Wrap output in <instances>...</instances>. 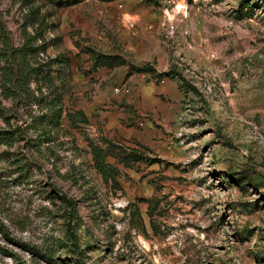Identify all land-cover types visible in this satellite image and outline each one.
Wrapping results in <instances>:
<instances>
[{
    "label": "rangeland",
    "instance_id": "374dc122",
    "mask_svg": "<svg viewBox=\"0 0 264 264\" xmlns=\"http://www.w3.org/2000/svg\"><path fill=\"white\" fill-rule=\"evenodd\" d=\"M1 28L0 264H264V0H0Z\"/></svg>",
    "mask_w": 264,
    "mask_h": 264
},
{
    "label": "trees",
    "instance_id": "16d2710c",
    "mask_svg": "<svg viewBox=\"0 0 264 264\" xmlns=\"http://www.w3.org/2000/svg\"><path fill=\"white\" fill-rule=\"evenodd\" d=\"M74 1H82V0H74ZM101 1H105V2H111V1H115V0H101ZM152 1V0H151ZM154 1V0H153ZM4 30L1 28L0 29V35L2 36ZM6 45V49L4 53H1L0 57L4 58L6 60H10V59H17L19 57H22V50H18L16 48H13V46H10L9 44H5ZM3 51V50H2ZM105 61L110 60V58L105 57L104 58ZM101 66H107V64H102ZM25 69V68H24ZM132 69L136 70L137 72H141V73H150V72H154L155 70L151 67V66H144V67H132ZM31 71H34V69H32ZM36 72H38L39 70H35ZM13 72V70H12ZM31 74H33V72H31ZM24 77H26L25 72H23V74L21 73L18 77H16V75H11V70L9 72V79L10 82L13 83H17V86H19L21 88L22 82L24 81ZM10 110L8 108H2V104L0 103V118H5V123L7 125V128H4L2 126H0V145H4L7 146L9 148H12L13 146H15L19 139L23 137V133L22 131H20L19 129H13L11 127L10 124V119H7V113ZM51 112L53 113V117L54 118H58L62 111L61 110H56V109H52ZM79 115L85 119V114L84 112H79ZM72 117V116H71ZM73 119L75 117H72ZM95 154L97 153V155L99 154L98 151L94 150ZM20 164V162H17V165ZM65 202L67 203V205L69 206V208H71V212L69 213L70 216V220L71 221H76L78 222L81 219L80 213L78 211L77 208V204L76 202H73L71 200H67L65 199ZM8 226L5 220L0 219V232L4 233L6 235V233L8 232ZM74 230V228H72V226H69V233H71V235L74 237V234L72 233V231ZM0 251H1V247H0Z\"/></svg>",
    "mask_w": 264,
    "mask_h": 264
}]
</instances>
